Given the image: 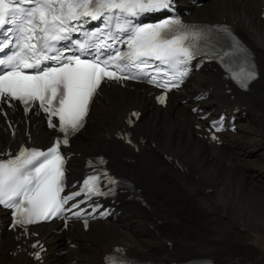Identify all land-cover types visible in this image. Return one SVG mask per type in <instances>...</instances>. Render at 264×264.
<instances>
[{"label":"bare ground","instance_id":"bare-ground-1","mask_svg":"<svg viewBox=\"0 0 264 264\" xmlns=\"http://www.w3.org/2000/svg\"><path fill=\"white\" fill-rule=\"evenodd\" d=\"M260 6V0H207L203 9L192 11L208 19L233 20L238 30L247 35L257 55L261 78L251 84L249 93L235 92V97L230 99L219 79L215 76L207 81L205 74L196 77L195 85L190 84L180 95L186 98L191 90L211 88L207 103L212 108L235 104L245 107V118L249 121L241 120L238 136H226L227 146L211 147L207 139L198 137L193 116L187 114L186 107L176 105L174 99L169 102V112L164 113L152 108L151 97L145 92L116 88L102 91L99 103L110 107L118 98L121 104L113 120L92 125L94 129L105 127V130L86 131V137L81 133L76 137V140L82 137L77 147L83 153L70 158L71 172H78L85 153L93 155L103 150L117 169L133 176L144 188L149 203L142 206L133 200L123 202L119 219L111 225H101L102 236L91 233L80 238L76 254L82 262L96 264L98 251L108 249L110 243L121 239L135 252L149 251L166 257L207 253L218 264H264V252L254 246L256 238L264 236V89L260 81H264V21L258 17ZM135 107L141 108L142 115L132 128L134 135H142L147 143L156 142V147L178 157L185 165L189 163L201 174V179L166 166L161 157L152 153L146 156L151 161L144 168L121 160L130 150L114 134L126 126L123 118ZM36 121L37 118L32 119ZM30 131L42 143H47L52 136L39 123L30 127ZM8 140L7 132L0 126V146ZM150 147L151 143L143 149L149 151ZM216 153H233L240 160V166H225L214 158ZM204 186L213 187L214 191L205 194ZM159 219L164 221L163 225L158 224ZM49 225L53 226L54 222ZM77 232L82 234L80 230ZM66 235L60 234L63 239ZM1 237L0 251L2 241L8 236L2 233ZM52 237L50 234L49 238ZM63 239L59 241L60 248L66 245ZM168 239L172 247L166 243ZM9 247L7 243L5 248ZM5 258L11 256L6 254Z\"/></svg>","mask_w":264,"mask_h":264},{"label":"snow or ice","instance_id":"snow-or-ice-1","mask_svg":"<svg viewBox=\"0 0 264 264\" xmlns=\"http://www.w3.org/2000/svg\"><path fill=\"white\" fill-rule=\"evenodd\" d=\"M169 6L170 0H0V53H4L0 55V103L10 98V101L22 102L28 111L30 102L39 101L40 108L49 113V127H58L65 134L62 143L67 144L68 136L83 126L89 101L102 79H135L136 76L120 77L117 72H124L130 66L149 67L146 58L174 66L184 65L200 54L191 50L195 44L185 46V41L199 39L201 32L189 31L179 19L143 27L124 19L125 15L134 17ZM114 9H118L120 15H105ZM89 20H103L109 29L104 39L99 38L103 33L101 28L95 32L83 31L84 39H73L72 33L80 32ZM113 20H116V32L128 34L130 51L127 53L116 50L115 55H110L105 51L112 48L107 40L115 43L120 39L113 34ZM221 31L231 35L227 28ZM162 33L164 36L176 34L165 39ZM232 48L245 52L238 44H233ZM233 54L225 51L220 59L223 61ZM124 60L128 63L117 67L115 62ZM47 61L55 63L49 66ZM110 64L115 71L108 70ZM25 68L34 71L25 72ZM187 71V68L178 71V75L183 77ZM255 75L254 66L250 70L241 67L239 72H233V79L241 87H247V81ZM148 82L154 83L155 78ZM158 86L167 88V85ZM172 87H179V84H172ZM158 99L163 103L165 97ZM54 101H58V107H54ZM52 116H58L59 126L53 123ZM60 143L57 140L46 152L31 150L29 154V150L22 148L14 158L0 161V205L15 209L14 215L20 216L16 224L34 223L33 217L58 216L65 210V204L80 195L79 192L64 197L59 195L63 191ZM96 180L97 177L90 176L84 181L88 192H96L92 183Z\"/></svg>","mask_w":264,"mask_h":264},{"label":"rangeland","instance_id":"rangeland-1","mask_svg":"<svg viewBox=\"0 0 264 264\" xmlns=\"http://www.w3.org/2000/svg\"><path fill=\"white\" fill-rule=\"evenodd\" d=\"M264 83L262 82V85H263ZM263 89H264V87H263ZM244 163H247V161H243ZM218 206H219V208L220 209H222L221 208V206L218 204ZM261 239V240H260ZM261 241V242H260ZM262 245H264V236L263 235H260L259 236V238H256V241H255V244H254V246H255V248L256 249H258L259 251H261L262 253L264 252V246H262ZM229 261V260H228Z\"/></svg>","mask_w":264,"mask_h":264}]
</instances>
